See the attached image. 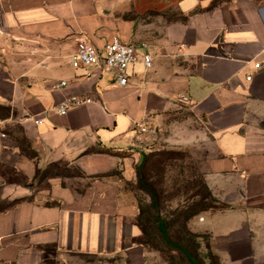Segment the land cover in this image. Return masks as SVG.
Wrapping results in <instances>:
<instances>
[{"label":"crops","instance_id":"obj_1","mask_svg":"<svg viewBox=\"0 0 264 264\" xmlns=\"http://www.w3.org/2000/svg\"><path fill=\"white\" fill-rule=\"evenodd\" d=\"M154 2L0 0V201L12 203L0 209V264L84 254L148 264L137 207L103 176L139 161L136 124L159 122L181 97L239 115L205 161L222 208L198 222L219 264H264V136L252 124L264 116V0H179L180 22H164ZM113 36L147 44L153 67L135 65L119 87L69 65L79 38L101 49ZM73 97L90 102L60 115ZM59 168L80 174L38 180Z\"/></svg>","mask_w":264,"mask_h":264},{"label":"rangeland","instance_id":"obj_2","mask_svg":"<svg viewBox=\"0 0 264 264\" xmlns=\"http://www.w3.org/2000/svg\"><path fill=\"white\" fill-rule=\"evenodd\" d=\"M179 0H155L158 13L164 22H180L182 15L178 10ZM7 63L0 56V65ZM179 98L170 110L164 113L157 127V135L150 140L144 139L141 157L138 162H127L122 171L107 181L122 185V201L143 209V237L148 252V264H189L181 253L173 251L161 236L152 232L150 227L159 215L168 228L172 243L183 246L192 254L198 255L200 264H219L210 246V235L198 222L207 213L222 208L216 204L208 182L205 161L216 152L214 134L239 118L236 113L210 115L212 107L197 108ZM255 127L264 136V116L253 120ZM144 155H148L144 160ZM67 174L76 178V170L50 169L40 174L44 176ZM145 178L154 191L149 194L139 187V179ZM15 180H19L15 178ZM156 196L159 207H153L151 195ZM12 203L0 201V209L9 208ZM198 212L196 216H192ZM150 213V216L148 215ZM146 219L152 223L146 225ZM148 226V228H146ZM264 246V227L260 229ZM58 262V263H55ZM50 264H124L109 255H70L61 263Z\"/></svg>","mask_w":264,"mask_h":264},{"label":"built area","instance_id":"obj_3","mask_svg":"<svg viewBox=\"0 0 264 264\" xmlns=\"http://www.w3.org/2000/svg\"><path fill=\"white\" fill-rule=\"evenodd\" d=\"M147 49V44L125 43L118 36L111 37L101 49L86 39L79 38L77 50L71 56L69 65L74 69L99 71L101 74L111 75L114 85L126 87L131 79L129 71L135 65L142 64L147 71L153 67V57L147 52ZM256 68L259 69L260 65H257ZM247 80L251 81L252 76H248ZM66 84L61 82L53 88L60 90ZM181 98V100L187 101L184 97ZM88 102L90 99L73 97L61 103L57 112L64 116L69 110ZM38 122L39 120H36V123ZM135 129L145 140L154 138L158 133L157 127L148 119L136 124ZM199 222H204V218H200Z\"/></svg>","mask_w":264,"mask_h":264},{"label":"trees","instance_id":"obj_4","mask_svg":"<svg viewBox=\"0 0 264 264\" xmlns=\"http://www.w3.org/2000/svg\"><path fill=\"white\" fill-rule=\"evenodd\" d=\"M148 155H144V160H147ZM119 173V172H113L110 174H107L103 177L107 178V177H112L114 174ZM139 187L141 190L143 191H147L149 194H151V191H154L151 187V185H149L148 183H146L145 178L140 176L139 179ZM152 200H153V207L151 209H155L159 207V201H157L156 196L154 194L151 195ZM138 209V217L136 219L135 224L140 228L141 230V237L136 239V243L139 244L140 246L144 247L146 249V244H144L143 242V237L148 234L147 230L146 232L143 231V214L144 211L143 209H141V207H137ZM199 213L196 212L194 213L192 216H196ZM148 215L150 216V213H148ZM152 220L151 219H146V225L151 224ZM148 228V226L146 227ZM150 229H152V232H154L155 234L157 233V235L161 236L162 239L164 240V242L166 243V245H168L173 251L175 252H179L182 254V256L186 259V261L189 264H200V262L198 261V255L196 254H192L191 252L187 251V249L183 246H180L177 243H172L169 237V228L166 224V222L160 218V216L158 215L156 220H154V224L150 227Z\"/></svg>","mask_w":264,"mask_h":264}]
</instances>
